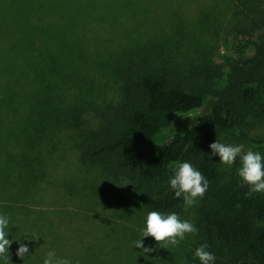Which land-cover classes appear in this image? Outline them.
Returning <instances> with one entry per match:
<instances>
[{
    "label": "trees",
    "instance_id": "obj_1",
    "mask_svg": "<svg viewBox=\"0 0 264 264\" xmlns=\"http://www.w3.org/2000/svg\"><path fill=\"white\" fill-rule=\"evenodd\" d=\"M230 1L234 18L240 21L239 32H251L249 43L257 49L255 56L247 63L229 60L221 67L199 65L188 70L186 77L143 65L130 70L125 73L118 106L104 128L89 132V148L84 152L94 163L111 160L124 172L134 171L145 205L161 213L180 211L183 201L175 197L168 182L176 163L193 161L209 181V189L196 210L199 232L185 264H200L194 252L203 243L215 255V264H264V226H256L257 222L264 225V195L247 196L248 187L240 186L237 175L222 170L209 147L251 111L264 120V0ZM61 2L0 0V132L7 129L3 118L26 115V126L9 131L8 136L16 144L23 140L32 154H16L0 143V199L8 192L12 196V188L20 200L33 191L42 179V163L34 151L70 117L65 112L71 110L65 86L78 75L74 58L86 42L72 40L83 33L84 26L69 24V7ZM111 2L101 0L106 7ZM221 78H225L224 87L215 90ZM212 90L215 101L210 112L198 117L186 132L155 145L172 121L201 110ZM19 209L27 211L0 204V213L12 211L8 217ZM9 218L11 225L14 220ZM15 231L9 230L8 237Z\"/></svg>",
    "mask_w": 264,
    "mask_h": 264
},
{
    "label": "rangeland",
    "instance_id": "obj_2",
    "mask_svg": "<svg viewBox=\"0 0 264 264\" xmlns=\"http://www.w3.org/2000/svg\"><path fill=\"white\" fill-rule=\"evenodd\" d=\"M62 1L59 5L65 4L70 10L69 24L84 26L83 33L72 40L84 38L86 43L74 58L78 75L65 86L67 107L71 109L65 112L70 117L34 151L42 163V179L21 200L13 188L12 196L8 192L0 199L2 205L28 211L19 209L9 216L14 220L9 230H19L8 237L13 241L9 249L11 264H43L49 250L71 259L73 264H185L196 235L169 249L160 248L152 237L142 238L145 247L155 249L149 254L134 247L152 210L143 201L134 171L124 172L111 160L97 164L84 157L89 132L107 125L109 114L119 104L125 73L143 65L186 77L188 70L199 65L221 67L229 60L247 63L257 53L249 43L251 32H239L240 21L234 18L230 0H112V8L101 0ZM109 10H116V14ZM224 84L225 78H221L215 90ZM215 90L206 95L201 110L172 121L155 145L186 132L198 117L210 112ZM25 116L4 115L7 129H1L0 143L16 154L32 155L23 140L16 144L8 136L9 131L26 126ZM218 141L243 144L245 150L264 155V143H252L264 142V120L251 111L234 129L221 132ZM239 166L237 159L225 171L236 176ZM198 206L185 209L182 202L180 211L175 212L194 222ZM34 236L39 237L31 240ZM19 243L29 248L25 259L15 255Z\"/></svg>",
    "mask_w": 264,
    "mask_h": 264
},
{
    "label": "clouds",
    "instance_id": "obj_3",
    "mask_svg": "<svg viewBox=\"0 0 264 264\" xmlns=\"http://www.w3.org/2000/svg\"><path fill=\"white\" fill-rule=\"evenodd\" d=\"M211 156H218L222 170L231 169L239 159L240 166L237 175L240 178V186L248 187L247 196L253 194H264V155L252 149L245 150L243 144H225L218 140L209 145ZM169 186L176 198L182 199L185 209H190L198 205L208 189L209 181L203 173L192 163L178 162L173 166V174L169 179ZM10 218L0 213V262L11 264L10 247L13 243L9 236ZM257 227H261L257 222ZM199 232L195 223L189 219H182L176 212L161 213L150 211L147 213L145 226L141 230V238L133 242L134 247L141 249L144 254L155 251L152 247H145L142 238L152 237L160 248L169 249L179 247L181 242L188 236H195ZM39 236H34L31 240H36ZM19 242V240L17 239ZM209 245L200 244L195 249L194 256L198 258L200 264H215L216 257L210 252ZM26 244L19 243L15 255L25 259L29 254ZM43 264H73L69 258L57 256L55 250H49L43 259Z\"/></svg>",
    "mask_w": 264,
    "mask_h": 264
}]
</instances>
